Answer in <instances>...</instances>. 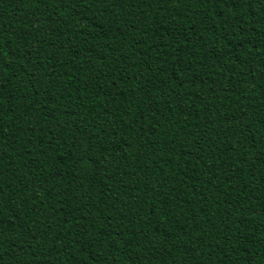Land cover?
Here are the masks:
<instances>
[{
    "label": "trees",
    "instance_id": "obj_1",
    "mask_svg": "<svg viewBox=\"0 0 264 264\" xmlns=\"http://www.w3.org/2000/svg\"><path fill=\"white\" fill-rule=\"evenodd\" d=\"M0 264H264V0H0Z\"/></svg>",
    "mask_w": 264,
    "mask_h": 264
}]
</instances>
